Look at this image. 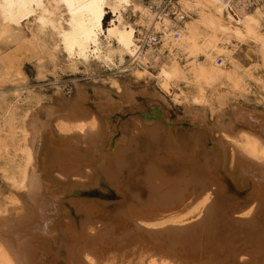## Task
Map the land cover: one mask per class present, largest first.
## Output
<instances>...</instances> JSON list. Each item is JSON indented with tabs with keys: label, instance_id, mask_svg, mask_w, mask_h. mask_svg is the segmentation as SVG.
Returning a JSON list of instances; mask_svg holds the SVG:
<instances>
[{
	"label": "bare ground",
	"instance_id": "bare-ground-1",
	"mask_svg": "<svg viewBox=\"0 0 264 264\" xmlns=\"http://www.w3.org/2000/svg\"><path fill=\"white\" fill-rule=\"evenodd\" d=\"M139 1L0 0V37L40 13L39 24H52L72 61L93 57L118 67L128 57L144 67L136 78L149 83L150 77L160 90L145 85L136 93L131 83L114 81L117 100L105 87H95L92 100L80 87L73 103L30 118L17 185L25 202L14 200V207L21 205L16 214L0 207V264H264V111L232 109L216 126L203 112L223 104L222 88L246 91L253 74L235 56L239 45L253 43L264 65V5L179 0L174 18ZM61 7L65 26L60 18L52 21ZM128 9L146 36L162 34L158 51L142 47L145 35L125 20ZM108 14L113 17L105 28ZM161 92L176 104L198 107L188 117L193 126L188 135H173L170 128L164 143L151 133L149 145L135 149L148 128L135 124L131 132L124 123L122 131L112 123L113 113L126 105L139 115L146 105L137 104V94L150 108L160 101L157 106L165 109ZM15 97L20 99V90ZM5 105L0 91V108ZM226 124L239 128L237 134ZM173 165L180 174L171 180L160 166ZM143 168L145 178H136ZM76 190H86L84 197ZM121 250L128 261L119 258Z\"/></svg>",
	"mask_w": 264,
	"mask_h": 264
},
{
	"label": "rangeland",
	"instance_id": "rangeland-1",
	"mask_svg": "<svg viewBox=\"0 0 264 264\" xmlns=\"http://www.w3.org/2000/svg\"><path fill=\"white\" fill-rule=\"evenodd\" d=\"M179 0H140L142 5L149 7L154 13L165 10V13L169 15L177 11V3ZM262 1V0H261ZM53 3V2H52ZM37 13L35 19L25 20L22 22L21 28H16L10 31L6 37H0V70L7 64L9 73L4 71L3 76L0 78V91L4 93L6 98V105L0 108V207L14 210L13 214L17 213L21 208V205L13 206L14 200H19L21 203L25 202L24 192L18 188V184L21 180V170L24 168L25 159L24 150L28 147L26 141V129L30 118L34 115L43 114L44 110L49 106H57V104H71L77 97L80 87H86L88 96L94 98L95 87L112 88L114 81L120 83L122 86L124 83H131L133 90L138 93L145 85L152 92H160L154 79L149 77V83L144 80L136 78V71L142 70L144 67L138 65V63L132 62L130 58H126V62L118 67H110L109 65L102 63L93 57L90 58L89 63H81L79 61H72L66 54L61 38L58 35L52 24L41 26L39 24ZM109 15V14H108ZM110 20L105 23L104 27L109 26L113 15L110 14ZM125 20L137 25V31L141 30L142 35L147 33L146 30L138 27V17L132 9L124 14ZM57 18H60L59 22L66 25L65 19L67 13L63 7L56 12L52 17V21L55 22ZM56 23V22H55ZM138 35V34H137ZM139 38L142 36L139 34ZM103 41H105L103 39ZM256 46L251 42H246L243 45H239L235 50V56L242 63L245 68L252 70L253 77L248 78L246 82V91H235L230 94L229 88H222L218 93L225 96L226 99L222 105L215 103V105L204 108V114L208 118L211 125L218 124L223 120V116L227 115L232 109H237L245 113L254 111H264V65L256 55ZM2 64H4L2 66ZM188 63L182 61V65L186 66ZM148 70L152 73H157L155 69ZM20 90L21 97L17 99L15 97V91ZM162 93V92H161ZM166 98L168 105L165 108V112H168V116L175 122L177 116L189 117L192 110L198 109V107L192 104H176L170 97L162 93ZM138 104L146 105V108L141 112H149L154 106H157L160 101H153V107L146 103L144 97L136 95ZM91 106V105H90ZM72 111V109H71ZM98 116L96 114H89ZM99 117V116H98ZM101 118V117H99ZM119 122V129H122V124L126 123L130 126V131L135 130V124L140 125L146 132L143 138H138L135 149L141 148V146H147L151 142L150 134H155L156 140L163 138L167 142V126L161 121L153 124H145L138 114L125 113L113 116L112 123L117 125ZM234 124V123H233ZM233 124H226L225 127L231 132L232 135H236L237 127L233 129ZM216 126V125H215ZM172 134L176 135L178 130L180 133L189 134V128L179 129L176 126L171 127ZM215 137L218 134L215 133ZM30 142V137L28 138ZM31 143V142H30ZM212 142L209 141V147H212ZM34 152L37 154L41 150V143L38 141L34 146ZM230 154H231V150ZM142 154V152L140 153ZM240 153H237L239 156ZM151 157L154 155H150ZM148 161L145 166H148L151 162L157 161V157ZM12 159V161H10ZM167 168L160 166L164 170V173L168 178H177L180 174L174 168L166 166ZM145 168L142 173L138 174L136 178H145ZM13 177V178H10ZM10 178V179H9ZM16 178V184L14 183ZM82 183V182H81ZM96 189V188H94ZM84 195L78 197L83 198ZM69 215H64V221L68 220ZM4 222L0 218V223ZM196 223V222H195ZM239 245V244H238ZM122 251V250H121ZM127 251H122L118 254L119 258L126 261L128 259L122 255ZM120 260V261H121ZM124 260V261H125ZM207 263V261H205Z\"/></svg>",
	"mask_w": 264,
	"mask_h": 264
},
{
	"label": "water",
	"instance_id": "water-1",
	"mask_svg": "<svg viewBox=\"0 0 264 264\" xmlns=\"http://www.w3.org/2000/svg\"><path fill=\"white\" fill-rule=\"evenodd\" d=\"M109 91L113 94L114 99L117 100L116 97H118V95L115 94L114 90L111 89V88H109ZM89 101H90V98H88L87 104L94 106V104H93L94 102L93 103H90ZM137 104H138V102H137ZM138 105H140V104H138ZM158 106H154L153 109H151V111L149 113H140L138 116L142 119V121L145 124H153V123H157V122L161 121L169 129L171 127H173V126H176L179 129H184V128L191 129V127L193 126V125H191L189 123V118L188 117L177 116L176 121L173 122L172 121V118L168 116V113L164 111L165 109H161V107H158ZM127 110H129V107L126 106V105H124V107L121 110L122 112L120 110H117L115 113H113V116L118 115V114L124 115L125 113H128V112L131 113V114L134 113L133 111H127ZM118 111H120V112L118 113ZM163 112L165 113L164 115H163ZM113 116H112V118H113ZM194 129H195V127H194ZM109 130H110V128L107 129V132L108 133H109ZM140 179L143 180V178H140ZM79 190H76L75 191V194H81V196H82L84 193H86V190H83L81 192H79ZM236 219H240L241 220V219H244V218H236ZM242 221H245V220H242ZM249 221H250V219H249ZM243 224H244V226H247L248 223H246V221H245ZM239 226H241V225H239ZM163 229H165V228H163ZM163 229H161V230H163ZM169 233H173V231H169ZM207 264H209L208 261H207Z\"/></svg>",
	"mask_w": 264,
	"mask_h": 264
},
{
	"label": "built area",
	"instance_id": "built-area-1",
	"mask_svg": "<svg viewBox=\"0 0 264 264\" xmlns=\"http://www.w3.org/2000/svg\"><path fill=\"white\" fill-rule=\"evenodd\" d=\"M234 1H236V0H233V2ZM244 1L247 2L248 0H244ZM249 2H250V5L252 6V8L258 6V4H260V3L262 5H264V2L261 1V0H249ZM257 2H259V3L257 4ZM165 10H166V8H165ZM170 15L175 18V12H172ZM175 33L176 34H175L174 38L177 40V39H179L180 34L177 33V32H175ZM144 38L145 39L142 41L143 42V44H142L143 48L152 46L157 51L159 50L158 47L162 43V34L161 33H158V34H155V35H150V36L149 35H147V36L145 35ZM218 63H219V65H222L224 63L223 59L219 58L218 59Z\"/></svg>",
	"mask_w": 264,
	"mask_h": 264
},
{
	"label": "trees",
	"instance_id": "trees-1",
	"mask_svg": "<svg viewBox=\"0 0 264 264\" xmlns=\"http://www.w3.org/2000/svg\"><path fill=\"white\" fill-rule=\"evenodd\" d=\"M109 20H110V16H109V15H107V16L105 17V20H104V22H105V23H107Z\"/></svg>",
	"mask_w": 264,
	"mask_h": 264
}]
</instances>
